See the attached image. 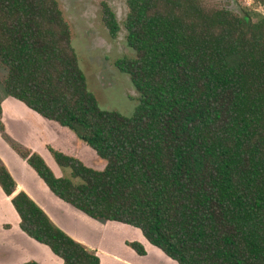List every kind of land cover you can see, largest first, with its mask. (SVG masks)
I'll list each match as a JSON object with an SVG mask.
<instances>
[{
  "label": "trees",
  "instance_id": "obj_1",
  "mask_svg": "<svg viewBox=\"0 0 264 264\" xmlns=\"http://www.w3.org/2000/svg\"><path fill=\"white\" fill-rule=\"evenodd\" d=\"M117 60L139 94L132 116L102 110L72 46L57 0H0L4 94L71 132L102 170L48 146L75 183L42 156L0 136L49 191L95 221L140 231L176 264H264V15L206 0H126ZM112 39L121 30L101 3ZM0 188L20 230L59 264H101L60 229L0 160ZM140 257L138 242L128 243ZM24 264H39L29 261Z\"/></svg>",
  "mask_w": 264,
  "mask_h": 264
},
{
  "label": "rangeland",
  "instance_id": "obj_2",
  "mask_svg": "<svg viewBox=\"0 0 264 264\" xmlns=\"http://www.w3.org/2000/svg\"><path fill=\"white\" fill-rule=\"evenodd\" d=\"M57 1L70 28L72 46L76 51L80 67L86 75L88 88L96 96L99 107L102 110L115 111L127 117L132 116L139 105V94L133 87L129 76L121 73L116 66L118 59L135 56L125 43L126 32L123 22L127 14L126 0ZM102 2L109 5L120 24L121 30L116 39L110 37L102 21ZM206 2L210 6L222 7L237 13L242 7H247L264 15V0H206ZM5 76V69L0 66V82ZM14 100L6 96L0 86L1 104L3 103L4 107H7L8 102ZM21 105L23 104L21 103ZM23 107L28 110L24 105ZM27 110L21 109L20 114L28 121L33 122L36 127H40L34 141L38 143V139L45 140L46 138L56 148L75 155L88 166L96 170L104 168V161L97 157L86 144L78 141L70 131L55 123L45 120L43 122L42 118H38L34 112L30 113ZM8 149L12 158L4 155V159L12 171L14 173L24 171L30 179L34 177L40 190L51 194L34 171L9 146ZM44 158L57 177H65L75 183L80 182L79 179L71 176L69 169L60 168L51 155H44ZM52 197L57 204L65 205L76 211L53 195ZM10 201L11 199L6 198L0 188V264H24L29 261L39 264L61 263V260L49 248L30 240L20 230L19 218ZM77 213L86 219L88 224L93 225L91 230L97 238L90 236L86 239L94 245L102 264H176L161 251L148 244L140 231L116 222L95 221L82 212L78 211ZM70 219L69 216L68 220H61V225L69 231L72 228ZM133 242L141 243L145 247L146 256L140 257L131 249L128 243Z\"/></svg>",
  "mask_w": 264,
  "mask_h": 264
},
{
  "label": "crops",
  "instance_id": "obj_3",
  "mask_svg": "<svg viewBox=\"0 0 264 264\" xmlns=\"http://www.w3.org/2000/svg\"><path fill=\"white\" fill-rule=\"evenodd\" d=\"M14 101H9L7 104V107H4V104L2 103V109H3L2 123L5 127L6 133L13 140H15L19 144L31 149L33 152L39 154L43 158H44V155H50V153L47 149L48 146H52L53 148L58 149L53 144L49 143V140L46 139L45 137L44 138L46 140V143H45L44 139L43 140L38 139V143H37V141L33 140L35 137L37 138V134H38L37 132L40 130V127H36L33 122L25 119L20 114L21 109L27 110L23 107L24 104L22 103L23 105H21V103H19V101L16 100L15 101L16 103ZM28 110H27L28 112H30V113L32 112L30 109H28ZM34 114H36V113H34ZM35 116H38V115L36 114ZM38 118L41 119L40 116H38ZM41 120L43 121L44 119L42 118ZM45 121H43V122H45ZM49 123H51V122H49ZM3 141L4 140L0 136V160L6 165V167L10 171L12 177L14 178V180L17 184L18 191L25 192L49 216V218L54 222V224L57 225L63 231H65L66 234L71 236V238H73L77 242L86 246L89 250H91L93 252L95 251L96 254L98 255L97 250L95 249L94 245H92V243L88 242L87 241L88 239H86L87 237H90V236L97 238V236L93 235L94 233L91 230V227H93V225L88 224L86 219H83L81 217V215H79L77 213L78 210L75 209L76 211H73V209H69V207H67L65 205H59L56 203V201H53V199H52L53 194L51 192H50L51 194H48V193H45L42 190H40V188L35 183L34 177L32 179H30L24 171H17L16 173H14L12 171V169L10 168V165L8 166L5 163L4 155L9 156L10 158H12V157L10 154V150L8 149L9 145L5 141L4 142ZM43 142H44V145H43ZM45 149L47 150L46 152H45ZM58 150H61L65 153H67L66 151H64L62 149H58ZM67 154H69V153H67ZM69 155H72V154H69ZM73 156H75V155H73ZM44 160H45V158H44ZM55 198H57V197H55ZM58 200H60V199H58ZM10 204H11V202H10ZM68 206H70V205H68ZM70 207H72V206H70ZM14 212H15V210H14ZM69 216L71 218L69 220L70 224H72L71 231H69L68 229H66L65 227H63L61 225V220L62 221L65 219L68 220ZM101 232H103V231H101ZM96 233H97V231L95 232V234Z\"/></svg>",
  "mask_w": 264,
  "mask_h": 264
}]
</instances>
